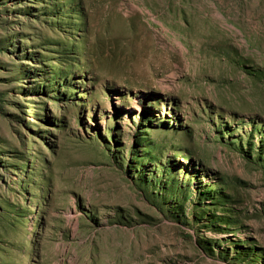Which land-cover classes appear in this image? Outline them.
Here are the masks:
<instances>
[{
	"label": "rangeland",
	"instance_id": "obj_1",
	"mask_svg": "<svg viewBox=\"0 0 264 264\" xmlns=\"http://www.w3.org/2000/svg\"><path fill=\"white\" fill-rule=\"evenodd\" d=\"M0 264H264V0H0Z\"/></svg>",
	"mask_w": 264,
	"mask_h": 264
}]
</instances>
